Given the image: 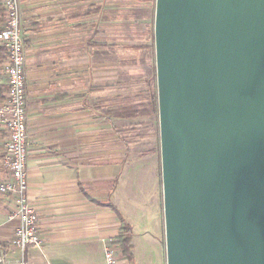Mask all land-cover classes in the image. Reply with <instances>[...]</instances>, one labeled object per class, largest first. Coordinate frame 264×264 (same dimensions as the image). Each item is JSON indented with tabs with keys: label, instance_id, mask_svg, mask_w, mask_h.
I'll return each instance as SVG.
<instances>
[{
	"label": "water",
	"instance_id": "95a60500",
	"mask_svg": "<svg viewBox=\"0 0 264 264\" xmlns=\"http://www.w3.org/2000/svg\"><path fill=\"white\" fill-rule=\"evenodd\" d=\"M166 264H264V0H156Z\"/></svg>",
	"mask_w": 264,
	"mask_h": 264
},
{
	"label": "crops",
	"instance_id": "0c3cea01",
	"mask_svg": "<svg viewBox=\"0 0 264 264\" xmlns=\"http://www.w3.org/2000/svg\"><path fill=\"white\" fill-rule=\"evenodd\" d=\"M91 1L21 0L28 79L27 195L38 215L42 246L29 248L22 255L14 243L19 226V220L12 216L15 203L2 197L1 264H20L23 260L26 264H104V250L110 243L119 264L163 262V257L159 260L155 257V247L159 251V245L162 247L158 237L159 213L139 208L128 210L126 216L114 203L121 190L122 175L127 177L140 163L133 162L126 173L123 171L122 138L117 126L125 120L101 116L98 109L104 99L122 97V68L105 67L106 61L98 52L104 50L100 43L93 48L96 53L90 50V18L100 14L103 6L99 4L103 5L105 0ZM92 9L97 11L90 16ZM4 12L0 0V30L6 21ZM91 25L98 26L99 20ZM98 35L97 32L95 36ZM124 45L146 47V44ZM125 51L135 53L138 49ZM5 66L6 60L0 65L4 99ZM127 73L139 74L131 70ZM142 73L148 83L150 78L146 79L145 71ZM7 140V131L0 125V183L10 179L3 164ZM124 149L125 154L130 152L126 145ZM149 155L152 153H144L146 157ZM129 188L134 198L132 186ZM115 210L132 228L133 261L127 260L117 245L121 220Z\"/></svg>",
	"mask_w": 264,
	"mask_h": 264
},
{
	"label": "rangeland",
	"instance_id": "374dc122",
	"mask_svg": "<svg viewBox=\"0 0 264 264\" xmlns=\"http://www.w3.org/2000/svg\"><path fill=\"white\" fill-rule=\"evenodd\" d=\"M99 5L103 6L100 14L97 16L94 13L95 17L90 18V50L96 53L93 48L96 47L97 43H100V46H104V50L98 52L101 51L100 58H104L103 60L106 61L105 67L114 65L116 68L120 65L119 67L122 68L120 95L122 97L132 98L138 94L146 93L148 87L144 76L141 75L142 71L147 74L146 79L156 77L154 34L156 0L147 3L142 0H105L103 5L102 3ZM90 11L93 13L95 10ZM96 20H99V25H91L92 21ZM97 32L99 35L95 36ZM129 43L146 44L145 48L147 50L130 53L122 48L114 47V45L122 47V44ZM94 56L96 57V54ZM128 70L139 72V74L129 75ZM139 123L140 120L121 121L117 126L122 139L127 137H144V139L139 143L130 145L128 154H125L123 141L120 143L122 144V156L124 157L122 160L125 165L123 171L126 173L128 165L133 162L140 164L137 165L139 168L133 167L132 173L128 174L127 177L122 175L121 190L119 194L115 195L114 203L126 216L128 210L139 208H142V210L154 209L159 213L160 235L158 237L161 238L162 247L158 244L160 251L155 247V257L156 260L163 257V262L161 261L160 264H166L159 114L147 119L143 126H139ZM145 152H151L152 155L146 157L144 156ZM129 186H132L136 194L134 198L130 196L131 189ZM137 199H141V201Z\"/></svg>",
	"mask_w": 264,
	"mask_h": 264
},
{
	"label": "built area",
	"instance_id": "2783aa9c",
	"mask_svg": "<svg viewBox=\"0 0 264 264\" xmlns=\"http://www.w3.org/2000/svg\"><path fill=\"white\" fill-rule=\"evenodd\" d=\"M6 21L0 31V46L6 50L7 92L0 101V125L8 140L4 145L3 164L10 179L0 183V198L13 199V218L19 220L14 243L26 254L29 248H40L42 239L38 228V215L28 199V129H27V57L23 33L21 0H3ZM2 258H0V264ZM20 264H26L23 260ZM104 264H119L113 243L105 247Z\"/></svg>",
	"mask_w": 264,
	"mask_h": 264
},
{
	"label": "trees",
	"instance_id": "16d2710c",
	"mask_svg": "<svg viewBox=\"0 0 264 264\" xmlns=\"http://www.w3.org/2000/svg\"><path fill=\"white\" fill-rule=\"evenodd\" d=\"M143 2H152L154 0H142ZM95 10V9H94ZM90 12V16L94 13ZM1 31V30H0ZM97 46V45H96ZM122 49H143L144 46H128L124 45ZM7 53L6 50L0 46V65L6 60ZM148 90L146 93L138 94L132 98L128 97H119L114 99H104L99 103L98 109L101 112V116L111 119H120V120H140L139 126H143L146 123V120L156 116L158 114V95H157V80L153 76L148 80ZM3 90L0 88V101H3ZM144 139V137H127L123 138L122 141L127 148L130 145L139 143ZM115 209V208H114ZM117 210V209H116ZM115 210V212H117ZM121 220V229L117 242L118 247L122 250L121 252L126 257L127 260L133 261V245H132V228L125 220L122 214L117 212Z\"/></svg>",
	"mask_w": 264,
	"mask_h": 264
}]
</instances>
